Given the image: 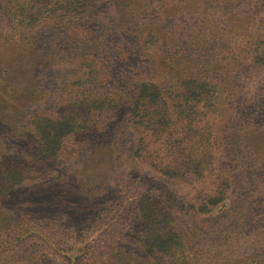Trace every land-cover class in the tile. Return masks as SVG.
<instances>
[{
  "label": "rangeland",
  "instance_id": "374dc122",
  "mask_svg": "<svg viewBox=\"0 0 264 264\" xmlns=\"http://www.w3.org/2000/svg\"><path fill=\"white\" fill-rule=\"evenodd\" d=\"M84 1L39 0L15 30L0 0V164L30 167L0 199V264H152L141 201L163 204L192 264H264V0ZM146 78L211 85L181 115L167 94V126L136 123ZM64 111L94 126L32 166L31 117Z\"/></svg>",
  "mask_w": 264,
  "mask_h": 264
},
{
  "label": "trees",
  "instance_id": "16d2710c",
  "mask_svg": "<svg viewBox=\"0 0 264 264\" xmlns=\"http://www.w3.org/2000/svg\"><path fill=\"white\" fill-rule=\"evenodd\" d=\"M38 2L39 0H6L4 14L9 16L15 30H20L36 20V17L33 14L28 15V12L31 9H35ZM80 3L86 6L87 1L85 3L84 0H80ZM80 11H85V8L81 6ZM37 18L39 17L37 16ZM144 46L145 57L152 64L155 60L154 55L159 53V49L158 47L154 48L153 45ZM198 80L186 79L176 81V83L172 81V83L163 86L160 81H154L151 78L138 79L130 114L133 117L137 116L139 120L133 119V122H141V120L147 118L167 126L171 119L168 117L170 102L168 100L169 97L166 95H170L174 91L178 92V95L171 94L174 98H171V103L172 105L174 104V113L181 115L184 112L182 109L183 104L175 101H178L182 96L185 97L184 91H188L190 93L188 97L195 101H198L197 97H202L204 93L209 94L211 84L205 81L198 82ZM213 88L215 89L212 92L215 93V98L218 99L219 95L222 94V89L221 87ZM149 103L153 105V111L146 109V105ZM95 107H101V105H96ZM154 112H158V114ZM29 124L32 137H29L27 148L31 155L32 166L38 164L40 168L42 164L50 163L57 156L62 147V141L66 136L78 131H89L94 126L89 125V123L87 125L78 123V115L69 111L60 112L56 117L34 114ZM27 166L7 162L0 164V170L3 174L0 179V199L9 188L24 181L27 170L30 169L29 163H27ZM223 199V192L209 196L206 203H201L198 206L197 212L206 214ZM139 207L142 215L141 236L143 252L151 263L192 264L187 256L184 237L173 223V220L165 215L163 204L156 201L154 208L150 209L145 202L141 201Z\"/></svg>",
  "mask_w": 264,
  "mask_h": 264
}]
</instances>
